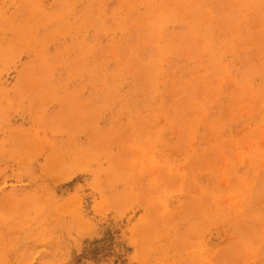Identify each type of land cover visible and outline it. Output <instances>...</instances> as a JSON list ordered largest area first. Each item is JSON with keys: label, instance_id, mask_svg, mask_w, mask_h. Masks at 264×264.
Listing matches in <instances>:
<instances>
[{"label": "rangeland", "instance_id": "rangeland-1", "mask_svg": "<svg viewBox=\"0 0 264 264\" xmlns=\"http://www.w3.org/2000/svg\"><path fill=\"white\" fill-rule=\"evenodd\" d=\"M0 264H264V0H0Z\"/></svg>", "mask_w": 264, "mask_h": 264}]
</instances>
